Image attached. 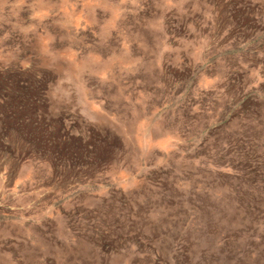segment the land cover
<instances>
[{
  "label": "rangeland",
  "instance_id": "rangeland-1",
  "mask_svg": "<svg viewBox=\"0 0 264 264\" xmlns=\"http://www.w3.org/2000/svg\"><path fill=\"white\" fill-rule=\"evenodd\" d=\"M0 264H264V0H0Z\"/></svg>",
  "mask_w": 264,
  "mask_h": 264
},
{
  "label": "trees",
  "instance_id": "trees-1",
  "mask_svg": "<svg viewBox=\"0 0 264 264\" xmlns=\"http://www.w3.org/2000/svg\"><path fill=\"white\" fill-rule=\"evenodd\" d=\"M41 140H43L44 141V138H41ZM97 155V154H96ZM96 157V156H95Z\"/></svg>",
  "mask_w": 264,
  "mask_h": 264
}]
</instances>
